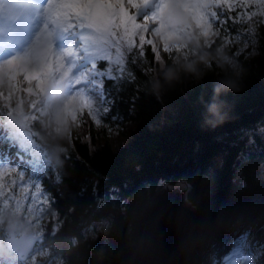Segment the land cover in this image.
I'll use <instances>...</instances> for the list:
<instances>
[{
  "label": "snow or ice",
  "instance_id": "obj_1",
  "mask_svg": "<svg viewBox=\"0 0 264 264\" xmlns=\"http://www.w3.org/2000/svg\"><path fill=\"white\" fill-rule=\"evenodd\" d=\"M173 37L187 40L172 44ZM261 47L264 0H0V71L8 82L0 88V211L23 213L37 230L22 253L5 242L14 264H64L52 247L62 213L44 183L46 176L59 183L62 174L28 124L47 115L45 104L59 97L58 113L67 118L58 115L57 122L67 125L69 138L76 129L75 138L87 142L93 128H119L115 109L129 86L137 93L128 101L134 109L141 93L137 72L145 80L156 73L151 81L158 87L172 73L175 81L196 71L189 57L208 49L214 58L201 51L199 60L222 77L219 92ZM215 107L210 103L208 111ZM256 133L264 136V127ZM70 243L75 247L79 239ZM211 264H264V242L242 232Z\"/></svg>",
  "mask_w": 264,
  "mask_h": 264
},
{
  "label": "trees",
  "instance_id": "obj_2",
  "mask_svg": "<svg viewBox=\"0 0 264 264\" xmlns=\"http://www.w3.org/2000/svg\"><path fill=\"white\" fill-rule=\"evenodd\" d=\"M201 51L207 59L215 56L198 49L196 57ZM193 61L196 71L175 81L172 73L164 77L168 83L158 87L151 81L156 73L145 80L137 72L141 93L134 109L128 102L137 94L133 86L115 109L122 117L119 127L134 126L131 138L118 149L106 142L94 144L93 132L87 142L73 135L53 137L47 115L39 123L28 122L53 156V170L62 174L59 183L48 176L44 183L62 213L63 225L52 247L62 253L64 264H118L121 250L137 242L141 211L161 181L184 187L193 209L192 231L178 264H204L196 253L206 248L196 241L201 234L218 241L228 229L250 234L254 228L256 240L264 242V182L257 180L264 167V139L258 137L252 150L246 147L249 135L256 137V130L264 127V47L239 66L238 75L229 77L236 89L225 83L216 92L222 77L199 59ZM0 81L6 90L7 79ZM50 103L43 107L46 114ZM210 103L217 106L215 116L208 111ZM61 148L71 162L62 159ZM217 157L220 165L209 175ZM126 201L131 202L127 209ZM105 217L111 219L107 232L86 238L85 231ZM241 218L245 223L237 222ZM5 225L0 229V262L14 264L5 247ZM73 237L79 239L75 247Z\"/></svg>",
  "mask_w": 264,
  "mask_h": 264
},
{
  "label": "water",
  "instance_id": "obj_3",
  "mask_svg": "<svg viewBox=\"0 0 264 264\" xmlns=\"http://www.w3.org/2000/svg\"><path fill=\"white\" fill-rule=\"evenodd\" d=\"M182 197L184 191L157 187L141 211L137 242L121 250L118 264H178L193 227V209ZM8 230L7 243L22 253L34 235L16 236L15 224Z\"/></svg>",
  "mask_w": 264,
  "mask_h": 264
},
{
  "label": "rangeland",
  "instance_id": "obj_4",
  "mask_svg": "<svg viewBox=\"0 0 264 264\" xmlns=\"http://www.w3.org/2000/svg\"><path fill=\"white\" fill-rule=\"evenodd\" d=\"M186 40H187V37H173V39L170 41V43H172V44H176V43L183 44L186 42ZM190 57H194V56H190ZM189 59L190 60H198L199 56H197V57L195 56L194 58H189ZM5 78H6V76L4 75V72L0 71V80L5 79ZM60 87H62V85ZM59 99L60 98L57 97L53 100V102L49 106V110L47 113V118L50 121L49 132H50L51 136H53V137H59V136H64V135L66 136L67 135V125L57 122V116L58 115H59L61 120L67 118L63 112L58 113V108H62V105L59 103ZM70 109H71V106H69V110ZM21 118L22 117L20 115L17 116V119H21ZM121 126L118 129L115 126H113V131L111 133L105 128H103V132L101 131V129L93 128L91 130V133L93 132V134H94V137H93L94 144L100 145V144L106 142L113 149H118L119 147L123 146L131 138V133L133 132L134 126L132 123H126L122 127ZM57 128L60 129L59 132L56 131ZM77 131H80V130H76V129L72 130L73 136H75ZM84 134H86V130H85ZM256 134H257L256 137H254L253 135H249V137H248V141H247L248 145L246 147H249V149H251V150L253 149V145L255 144L258 137H259V139H264V136H261L258 133H256ZM250 140H254V143L250 144L249 143ZM256 145H257V143H256ZM45 152L47 153V156L50 159L51 164L53 166V161H52L53 156L48 151L45 150ZM220 162H221V159L219 157L213 159L212 167L208 173L209 175L212 174V172L219 167ZM235 171L241 177L240 172L236 169H235ZM236 173H235V175H236ZM257 176H258L257 180H262L264 182V167L259 169V173ZM25 178H27V177H25ZM163 190L168 191V192L184 191V197H182V198L187 203V201L185 199V188L184 187L183 188L181 186L168 187V188L163 189ZM21 204L23 205V198L22 197H21ZM130 205H131V202L126 201L125 208L127 209ZM187 205H188V203H187ZM188 207H189V205H188ZM23 215H24L23 213H17L15 215H13V213L11 211H0V219H2L4 221V223L0 224V229L2 228V225L6 223L5 227L7 230L8 226L12 222H15L17 224V230H16L17 235L27 234L28 232H31V233L36 235V231H37L36 227L33 226L32 224H30L28 222V220L23 219L22 218ZM34 215H35V213L28 214V219H31L32 216H34ZM110 222H111V219L108 217L101 219L100 221L96 222L91 228H89L85 231V237L94 239V238L98 237L99 235H103L104 233L107 232V228H108ZM237 222L238 223L239 222L245 223V220H243V218H241V219L237 220ZM18 224H19V226H18ZM234 228L231 230L228 229L224 233V236L219 238L221 240V242H220V240H218V241L213 240V239L209 238L208 235H205V234H203V235L201 234V235L197 236L196 241L199 244L205 245V247H206L203 254H199L198 252H196L198 255L197 257H199L200 260L201 259L204 260L205 261L204 264H211V257L213 256V253L222 250L221 252H219V256H220L222 253L226 252L231 247L232 241L235 239V237L238 234H240V232L238 233V231H240V230L235 231ZM237 229H239V228H237ZM257 234L258 233H257L256 229L252 228L251 233H250V238L256 239ZM111 248H112V246H111ZM200 264H203V263H200Z\"/></svg>",
  "mask_w": 264,
  "mask_h": 264
},
{
  "label": "clouds",
  "instance_id": "obj_5",
  "mask_svg": "<svg viewBox=\"0 0 264 264\" xmlns=\"http://www.w3.org/2000/svg\"><path fill=\"white\" fill-rule=\"evenodd\" d=\"M227 88H228V89H236V88H237V83L234 82V81H230V83L227 84ZM217 111H218V109H217V106H216L215 108H213V109L210 111V113H211L213 116H215V115L217 114Z\"/></svg>",
  "mask_w": 264,
  "mask_h": 264
},
{
  "label": "bare ground",
  "instance_id": "obj_6",
  "mask_svg": "<svg viewBox=\"0 0 264 264\" xmlns=\"http://www.w3.org/2000/svg\"><path fill=\"white\" fill-rule=\"evenodd\" d=\"M182 200L184 201V199L182 198ZM184 203L187 205V203L184 201ZM211 239H213V238H211ZM214 240H216V239H214ZM211 244V243H210Z\"/></svg>",
  "mask_w": 264,
  "mask_h": 264
}]
</instances>
